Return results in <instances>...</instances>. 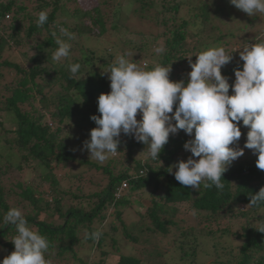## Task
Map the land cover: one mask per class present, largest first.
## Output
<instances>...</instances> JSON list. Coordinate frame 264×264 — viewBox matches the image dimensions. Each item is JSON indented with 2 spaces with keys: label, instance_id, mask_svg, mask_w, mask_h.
Masks as SVG:
<instances>
[{
  "label": "trees",
  "instance_id": "trees-1",
  "mask_svg": "<svg viewBox=\"0 0 264 264\" xmlns=\"http://www.w3.org/2000/svg\"><path fill=\"white\" fill-rule=\"evenodd\" d=\"M79 1L0 0V115L10 116L13 124L5 130L0 118L4 134L0 149H7L0 154V250L5 257L14 251L11 240L17 235L16 228L4 226V216L17 208L30 230L47 237L45 258L49 264H105L110 253L107 239L113 251L110 255L118 254L114 264H143L144 258L156 260L150 264H169L163 258L170 245L177 253L172 264H198L200 238L214 240L217 235L231 236L236 251L228 254L230 259L215 264H264V203L247 206L250 197L264 187V170L256 167L257 157L244 155L233 161L222 174L223 188H205L211 182L203 180L193 189L181 185L172 174L177 162L191 156L183 145L192 137L183 130L169 135L156 160L145 159L148 145L132 134H120L118 152L109 154L103 164L83 147L96 127L90 116L100 115L97 98L110 91L105 72L119 57L142 69L169 65V79L187 83L190 62L195 63L201 51L213 46L223 47L226 53L233 51L229 42L212 36L216 29L212 16L224 14L229 0H219L215 9L208 0H197L199 6L183 0H95L87 10L78 7ZM127 4L129 17L122 27L121 14ZM41 11L48 14L42 26L37 23ZM183 11L187 16H182ZM136 24L146 25L147 32L136 29ZM258 27L261 30L263 25L256 16L239 27L247 38L238 52L230 54L228 69L221 72L228 79L243 65L241 59L232 61L233 55L248 44L264 41V31L253 32ZM60 28H66L72 39L62 36ZM123 30L124 37L119 39ZM54 32L71 45L69 55L59 61L52 58L58 47ZM106 38L109 44L103 47L101 41ZM160 46L163 53L156 51ZM74 63L81 65L75 74L70 71ZM136 118L141 119L139 112ZM70 121L83 132L74 151L68 145L71 133L64 129ZM123 160L127 165L116 171V164ZM82 166L102 171L106 185L98 192H87L84 174H68ZM34 170L40 174L34 176ZM58 171L64 179L77 181L75 191L64 190L55 180ZM122 183L127 185L125 189H121ZM134 205L142 213L140 223L130 229L122 215ZM96 230L102 233L98 240L85 238ZM116 235L140 244L144 258L122 253ZM160 239L168 240L165 253L157 247L142 250L153 242L160 245ZM85 249L98 253L100 263L81 258Z\"/></svg>",
  "mask_w": 264,
  "mask_h": 264
},
{
  "label": "clouds",
  "instance_id": "clouds-1",
  "mask_svg": "<svg viewBox=\"0 0 264 264\" xmlns=\"http://www.w3.org/2000/svg\"><path fill=\"white\" fill-rule=\"evenodd\" d=\"M229 2L249 16L264 13V0ZM47 19V12L41 11L38 25L42 26ZM60 33L72 39L66 28H60ZM52 35L58 46L52 58L59 61L69 55L71 45L55 32ZM156 51L163 53L164 47L160 46ZM231 53H226L221 46L201 51L196 55L195 63L190 62L187 83L171 81L169 65L157 64L151 69L147 66L142 69L123 56L119 57L117 64L105 72L110 91L97 98L100 115L90 116L96 127L90 130V139L83 147L93 159L103 163L109 154L118 152L120 134H132L138 142L148 145L145 159L156 160L169 135L183 130L192 137L183 145L191 156L173 166L175 180L193 189L207 180L211 183H205V188L214 185L221 189L224 187L222 174L244 154L243 148L230 147L240 140L242 122L248 128L244 147L257 154L256 167L264 170V41L242 47L239 55L243 65L241 69H234L232 85L221 73L222 66L231 61ZM80 68L79 63H74L70 71L75 74ZM138 112L141 115L139 121L136 118ZM168 171L172 172V169ZM260 203H264V187L250 197L247 206ZM9 224L14 225L17 232L11 240L14 251L0 264H49L45 258L49 248L47 237L30 230L19 209L11 208L5 214L4 226ZM101 234L96 230L86 233L85 238L90 236L98 240Z\"/></svg>",
  "mask_w": 264,
  "mask_h": 264
},
{
  "label": "rangeland",
  "instance_id": "rangeland-1",
  "mask_svg": "<svg viewBox=\"0 0 264 264\" xmlns=\"http://www.w3.org/2000/svg\"><path fill=\"white\" fill-rule=\"evenodd\" d=\"M219 0H208L207 3L210 6L211 9H215L217 7V5L220 4V2H218ZM183 2L188 3L190 5H198L200 4V2H198L197 0H183ZM229 2V1H227ZM128 3V0H127ZM94 4H96L95 0H80L78 3V7L87 10L90 9L94 6ZM224 14L222 15H214L213 17V22H212V27H215V32L212 34L213 37L215 36H220L222 37L221 40L222 42H229L231 44V48L235 51L238 52L239 46L242 43V41L247 38L246 36H244L242 34V32H239L238 29L239 27L244 26L247 22L248 19H250L251 17L256 16L257 17V23H259V25H263V27L261 28V30L259 29L260 27L257 28L256 31H253L254 33L256 32H263L264 31V13H260V12H256L255 14L249 16L248 14L244 13L243 11L235 8V6H233L232 4H230V2L228 3L227 7H226V12H223ZM187 12L183 11L182 16H187L186 15ZM122 16V21L120 22L121 26L124 27V24H126L125 20L129 17V7L128 4L126 5V9L123 11V13L121 14ZM190 17V15L188 16ZM187 17V18H188ZM128 22V21H127ZM136 29L139 30H143L147 32V27L145 25L141 26V25H133ZM219 29V30H218ZM124 30L121 31L117 36L119 39H122L124 37L123 34ZM220 32V33H219ZM234 35V38H229V35ZM250 37V36H248ZM236 41V42H235ZM107 44H109V40L108 38L104 39L101 41V45L103 47L107 46ZM238 48V49H237ZM237 54L233 55V60L234 62L239 61L240 57L238 58ZM225 69H228V64L222 66L221 68V72ZM235 80V76L233 75L232 77H230L228 79V83L230 85L233 84ZM0 118L2 120V123L4 124V129L5 130H10L13 126L12 124V120L11 117L6 115V114H1ZM64 129L66 131H70L71 134H69V147L72 151L76 150L77 146H79L80 144V140L83 137V132L80 129H77L75 127V125L73 124L72 121H70L68 124L66 123L64 125ZM240 130H241V137L240 140L237 142V145H232V146H238L239 148H243V152L244 155L250 156V157H257V154L253 152V150L245 148L244 144L246 141V133L248 131V128L246 126H240ZM11 137V136H10ZM4 139V134L2 129L0 128V147L2 146V140ZM3 148L0 149V154H4V152L7 151L3 150ZM144 155V154H143ZM138 158H142V155L138 156ZM93 159V158H92ZM95 160V159H94ZM101 163V162H100ZM104 163V162H103ZM101 163V164H103ZM125 164L127 165L126 161L123 160L122 162H120L119 164H116V171L120 170L121 167L125 166ZM24 174L26 175V171L24 172ZM32 174L34 176H37L40 174V172L37 171H32ZM62 171H58L57 172V180L62 187L64 188V190H72L75 191V186L77 185V181L75 179L69 180L68 179H64V177L62 176ZM68 174H70V177L74 176L75 174H84V182H85V186H87V192H98L101 188H103L106 183L107 180L105 178V176H103L102 171H96V170H89L87 169V167H79L77 169H71L70 171L68 170ZM24 177V176H23ZM25 178V177H24ZM28 180V179H26ZM141 208L138 205H134L131 208H127L125 209L123 215H122V220L125 222V224L131 229V225L136 226L138 223H140L139 221V214L142 213V211L140 210ZM109 213H111V211H109ZM179 218H183L184 220H188L189 216H181ZM107 222H110V218L107 220ZM241 223V222H240ZM243 223V222H242ZM192 224V223H191ZM134 234H135V230H133ZM220 236L217 235L216 238L213 239H205V238H200V248L198 249V264H215L216 260L218 261H223L225 262V260L230 259L231 255L230 252H235L236 250L234 249L236 242L233 241L231 236L228 237H224V238H219ZM115 240L117 242V247L119 248V246H121V252L124 254H131V255H135V256H140L142 258H144L143 254L141 253V245L140 244H135L133 245L132 243H130L129 241L124 240L120 235H116L115 236ZM140 240L142 241L143 239L140 238ZM159 240V239H158ZM107 246H106V250L108 252H113L111 251V247H110V239H107ZM168 244V240L166 239H160V245L154 246V242L151 243V245L143 247V251L145 250H155V247H157L158 251L160 252H166L165 251V245ZM215 245V246H214ZM168 253L167 256H165L163 258V260H165L166 262H168L169 264L174 263L173 261L176 260L177 261V253L175 251L170 250V246H166ZM105 258V264H114L117 262L118 260V254H111ZM79 256L81 258H91L94 259L96 263H100L101 258L99 257L98 253L96 252H89L86 249L84 251H82ZM227 256V257H226ZM5 257V253L0 250V261H2ZM219 257V258H218ZM222 259V260H221ZM156 262V260H149L147 258L142 259V263L143 264H150V263H154Z\"/></svg>",
  "mask_w": 264,
  "mask_h": 264
},
{
  "label": "built area",
  "instance_id": "built-area-1",
  "mask_svg": "<svg viewBox=\"0 0 264 264\" xmlns=\"http://www.w3.org/2000/svg\"><path fill=\"white\" fill-rule=\"evenodd\" d=\"M126 187H127V185L125 183H122L121 189H125ZM116 196H118V193L116 194Z\"/></svg>",
  "mask_w": 264,
  "mask_h": 264
}]
</instances>
